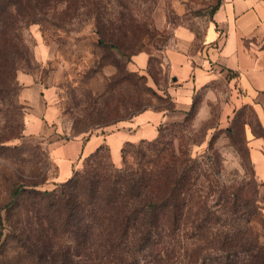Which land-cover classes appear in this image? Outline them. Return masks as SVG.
<instances>
[{
    "label": "rangeland",
    "instance_id": "374dc122",
    "mask_svg": "<svg viewBox=\"0 0 264 264\" xmlns=\"http://www.w3.org/2000/svg\"><path fill=\"white\" fill-rule=\"evenodd\" d=\"M92 1L102 11L104 28L119 38V47L99 42L96 13L88 14L83 7L74 15L56 17L59 25L51 18L16 28L21 42L3 76L11 88L0 106V131L18 125L20 137L8 144L21 148L0 152V199L7 195V177L37 182L42 190L55 187L60 166L54 149L59 144L107 135L121 127L133 131L135 116L145 110L172 113L162 123L186 121L182 126L170 125L160 146H167V154L173 151L171 141L178 155L189 149L203 173L182 231L171 236L169 253L157 260L159 264H245L249 248L264 245V181L256 175L250 155L256 140L264 152V105L251 100L228 77L195 88L186 112L176 109L169 92L178 81L172 77L167 55L178 44L175 29L183 25L194 31L191 51L199 49L203 26L217 0ZM139 75L146 79L133 83ZM85 157L73 162L72 169L83 167ZM63 165L66 171L68 164ZM235 195L240 203L249 200L257 208L250 222L240 218L242 211L229 210ZM200 204L208 208L201 210ZM239 229L244 232L239 234ZM214 236L242 239L246 247L237 245L232 253L211 247ZM146 260L155 257L150 255L143 263Z\"/></svg>",
    "mask_w": 264,
    "mask_h": 264
},
{
    "label": "trees",
    "instance_id": "16d2710c",
    "mask_svg": "<svg viewBox=\"0 0 264 264\" xmlns=\"http://www.w3.org/2000/svg\"><path fill=\"white\" fill-rule=\"evenodd\" d=\"M60 1L0 0V106L11 88L3 76L21 42L19 24H44L83 7L88 14L96 13L99 42L119 47V38L104 28L102 11L92 0H65L64 7ZM53 22L60 24L57 18ZM141 79L146 76L131 80L139 83ZM147 88L162 97L150 85ZM184 122L162 123L153 139L127 141L121 166L113 162L107 144L99 145L83 167L51 189L7 177V195L0 199V264H159V255L169 253L171 236L184 227L203 173L189 149L178 155L171 141L173 151L167 154V146H160L164 131ZM20 135L18 125L0 131V152L20 149L21 145L8 144ZM206 208L200 204L201 210ZM229 210L242 211L240 218L247 222L258 212L251 201L240 203L238 195L231 198ZM229 240L214 236L210 246L230 253L237 245L246 247L247 241L235 239L233 244ZM150 255L155 261L143 263ZM248 256L245 264H264V245L251 246Z\"/></svg>",
    "mask_w": 264,
    "mask_h": 264
},
{
    "label": "crops",
    "instance_id": "0c3cea01",
    "mask_svg": "<svg viewBox=\"0 0 264 264\" xmlns=\"http://www.w3.org/2000/svg\"><path fill=\"white\" fill-rule=\"evenodd\" d=\"M202 30L201 46L192 52L196 40L194 31L178 26L175 29L178 44L167 51L170 72L178 80L169 88L176 109L186 112L192 104L195 88L227 77L233 84L237 83L251 100L255 98L264 105V0H217L212 16ZM170 117L172 113L165 115L145 110L135 116L133 131L128 126L121 127L107 135L96 134L59 144L54 149V157L60 166L58 182L73 175V162L81 156L87 157L101 144L110 147L113 162L122 163L121 150L127 141L157 137L162 121ZM251 144L250 155L256 175L264 181L261 141ZM64 163L68 164L66 171Z\"/></svg>",
    "mask_w": 264,
    "mask_h": 264
},
{
    "label": "water",
    "instance_id": "95a60500",
    "mask_svg": "<svg viewBox=\"0 0 264 264\" xmlns=\"http://www.w3.org/2000/svg\"><path fill=\"white\" fill-rule=\"evenodd\" d=\"M174 79L176 80V77H174Z\"/></svg>",
    "mask_w": 264,
    "mask_h": 264
}]
</instances>
